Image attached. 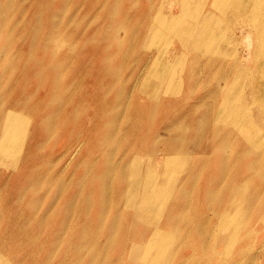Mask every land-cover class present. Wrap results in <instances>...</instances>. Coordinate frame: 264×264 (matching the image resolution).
I'll use <instances>...</instances> for the list:
<instances>
[{
  "label": "rangeland",
  "instance_id": "obj_1",
  "mask_svg": "<svg viewBox=\"0 0 264 264\" xmlns=\"http://www.w3.org/2000/svg\"><path fill=\"white\" fill-rule=\"evenodd\" d=\"M262 86L264 0H0V264H264Z\"/></svg>",
  "mask_w": 264,
  "mask_h": 264
},
{
  "label": "bare ground",
  "instance_id": "obj_2",
  "mask_svg": "<svg viewBox=\"0 0 264 264\" xmlns=\"http://www.w3.org/2000/svg\"><path fill=\"white\" fill-rule=\"evenodd\" d=\"M245 2H246V1H245ZM232 3H233V2H232ZM237 6H238V5H237ZM245 6H246V5H245ZM257 28H258V27H257ZM244 35H245V34H244ZM248 36H249V34H248ZM248 38H249V37H247V41H249ZM245 41H246V40H245ZM247 41H246V42H247ZM249 42H250V41H249ZM249 42H247V44H248ZM227 46H228V45H227ZM247 51H248V50H247ZM246 58H248V57H247V53H246ZM244 59H245V58H244ZM248 59H249V58H248ZM236 62H237V61H236ZM260 73H262V70L260 71ZM260 78H263V77L260 76ZM246 79H247V78H246ZM262 89H264L263 86H262ZM261 95H262V97L264 98V91H261ZM127 98H128V97H127ZM111 154H112V153H111ZM159 159H160V158H159ZM113 160H114V159H113ZM118 160L120 161V159H118ZM117 162H118V161H117ZM156 163H157V162H156ZM115 164H116V163H115ZM158 164H159V163H158ZM111 165H113V164H111ZM116 165L118 166V164H116ZM117 166H115V167H117ZM64 167H65V166H64ZM112 167H113V166H112ZM113 170H114V168H113ZM115 170H116V169H115ZM115 170H114V172H115ZM114 172H113V173H114ZM111 175H112V174H111ZM123 175H124V174H123ZM113 176H114V175H113ZM111 179H112V178H111ZM126 179H128V177H127ZM110 182H111V181H110ZM110 182H109V184L107 183V184H108L107 187H108L109 185L111 186V183H110ZM110 186H109V187H110ZM102 189H103V188H102ZM103 190H104V191H102V194H101L102 201H104L105 198L107 199V197L109 196V195H108V196L106 197V195H107V194H106V190H107V189L104 188ZM108 193L111 194L110 189H109V192H108ZM106 199H105V200H106ZM105 203L107 204V201H105ZM106 204H105V205H106ZM100 213H101V212H100ZM101 214H103V213H101ZM204 248H205V247H204ZM80 250H81V249H80ZM260 253H261V252H260ZM85 254H86V253H85ZM82 261H83V260H82ZM84 262H85V264H93V263L95 262L94 255H93V254H88L87 257L84 259Z\"/></svg>",
  "mask_w": 264,
  "mask_h": 264
}]
</instances>
